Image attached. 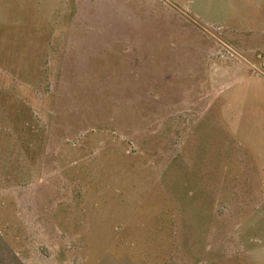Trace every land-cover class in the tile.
<instances>
[{
  "label": "rangeland",
  "instance_id": "rangeland-1",
  "mask_svg": "<svg viewBox=\"0 0 264 264\" xmlns=\"http://www.w3.org/2000/svg\"><path fill=\"white\" fill-rule=\"evenodd\" d=\"M0 264H264V0H0Z\"/></svg>",
  "mask_w": 264,
  "mask_h": 264
}]
</instances>
